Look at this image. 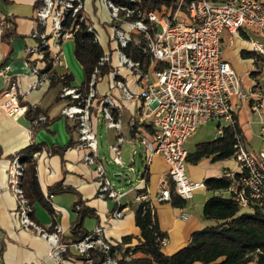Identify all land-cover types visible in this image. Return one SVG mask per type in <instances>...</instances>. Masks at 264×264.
I'll use <instances>...</instances> for the list:
<instances>
[{"label": "built area", "instance_id": "built-area-1", "mask_svg": "<svg viewBox=\"0 0 264 264\" xmlns=\"http://www.w3.org/2000/svg\"><path fill=\"white\" fill-rule=\"evenodd\" d=\"M100 1L108 12L113 29L119 67H125L141 83L138 123L150 128L148 135L138 138L139 145L145 150L144 167L136 173L134 159L130 166L125 165L121 153L124 142L120 134L121 109L110 95L101 96L97 91L100 67L111 63L109 54L100 58L87 85L72 86L62 82L60 96L68 103L61 114L74 123L79 135L76 147L87 150L84 161L95 166L100 198L119 201L126 195L125 191L115 189L107 175L104 161L99 157L95 125L101 121L108 129L119 133L117 142L110 146L112 163L137 174L136 202H150L147 191L148 167L154 157L161 156L168 165L169 181L176 195L186 203L193 199L197 190L205 186L202 182L193 181L188 175V139L201 125L212 120L220 121L217 137L222 136L226 125L236 123L238 105L235 100L252 99V94L244 89L237 71L223 58L222 53L225 46L234 45L235 35L243 33L249 37L252 51L264 56V3L259 0H226L221 3L217 0H193L185 5L184 0H178L174 8L147 11L139 7L142 0ZM69 16L79 22L88 19L84 0H37L32 35L38 44L28 51L51 67L47 74L66 67L62 42L73 39L79 28L76 24L65 30L64 23ZM11 25L10 17L0 12V30L4 31ZM87 30L98 41L92 23ZM225 34H228L226 40ZM132 42L144 54L151 55L161 68L144 70L140 62L128 56L125 50ZM9 70V65L0 66V79L5 83L0 111L14 118L19 112L25 115L29 107L21 104L22 90ZM32 74H40V69L35 65L32 66ZM108 75H111L112 87V71ZM114 85L122 89L128 99L133 97L123 82L115 80ZM252 109L262 114L264 103L256 102ZM46 120V117H39L34 124L37 127ZM135 128L136 124L132 130ZM260 138L262 145L257 152L249 151L239 138L234 144V156L240 166L241 177L228 189V193L242 208L258 207L264 214V124L260 127ZM38 154L35 153V158ZM23 176V165L15 155L8 169L7 189L18 201L21 225L49 243L51 258L61 261L72 248L83 264H120L118 245L106 237L104 227L97 226L84 239L68 243L62 241V230L58 225H54L52 231L38 225L32 218L33 209L24 194ZM171 199V188L165 184L160 186L158 200L168 202ZM122 216L123 210L120 208L113 213L115 219ZM189 217L187 211L181 212L182 219L187 220ZM168 243V237L161 238L162 247Z\"/></svg>", "mask_w": 264, "mask_h": 264}, {"label": "crops", "instance_id": "crops-1", "mask_svg": "<svg viewBox=\"0 0 264 264\" xmlns=\"http://www.w3.org/2000/svg\"><path fill=\"white\" fill-rule=\"evenodd\" d=\"M224 1L226 0H217L218 3ZM259 1L264 3V0ZM36 4L37 0L0 1V12L10 17L15 29V36L9 43L4 41L3 31L0 30V65L10 66L9 74L18 82L22 90L21 104L31 107V111L28 110L29 113L17 119L8 117L0 111V264H83L72 248L67 251L61 261L51 258L49 243L34 231L21 225L18 201L7 189L8 169L12 157L34 143L41 146L42 150L36 157L37 173L47 207L44 203H36L33 218L38 225L46 229L58 225L62 230V238L66 242L71 241L72 228L78 220V213L74 210V206L80 200L95 213L94 216L83 220V226L87 232H92L97 226H101L105 229L106 237L113 243L120 245L124 238L132 237L130 244L126 246H137L140 243V229L136 226L133 208L136 204L137 174L134 176L130 169H122L112 163L113 177L116 180L108 177L115 189L119 192L125 191L126 195L119 201L98 196L99 183L95 166L88 165L84 161L87 150L76 147L79 135L74 129V123L61 114L68 103L60 96L62 83L52 82L47 74L46 63L28 51L38 44L37 39L32 35L35 28ZM84 5L85 12L95 27L104 54L111 56L110 66L113 69L112 87L111 75H106L99 80L97 91L101 96L110 95L121 109L120 134L124 137L121 145L122 160L128 167L134 159V170L137 173L144 167L145 156V150L139 145L138 138L148 135L150 131L149 128L138 123L141 110L138 94L141 83L138 77L132 75L125 67H119L117 44L113 39V29L103 3L100 0H84ZM227 38L228 34H225L224 39ZM262 41L264 43V39ZM72 51L74 54V50H71L70 59L68 57L67 61L65 60L66 67L57 70L60 74L70 73L73 76L72 84L81 86L82 82H78L80 77ZM244 52L254 51L251 49L249 37L238 33L235 35L234 45L225 46L222 56L237 71L244 89L252 94L250 101L235 100L238 105L236 116L243 133V144L249 151L257 152L262 145L260 127L264 124V111L262 114H257L252 106L256 102L264 103V88L253 89L256 85L252 73L264 56L257 55L256 59L244 58ZM34 65L40 69L39 75L32 74ZM115 80L123 82L131 90L133 94L131 99L125 96L122 89L114 85ZM259 80L262 79L259 78ZM4 89L5 83L0 79V100L3 99L1 93ZM39 117H46L47 120L36 127L34 121ZM102 123L101 121L96 123V132ZM208 123L211 124L208 125ZM134 124L136 128L133 131ZM220 124V121L212 120L201 125L186 143L188 153H194L196 145L200 143L214 141ZM204 126L208 129L212 126L214 132L206 133ZM108 134L110 146L114 145L119 133L114 129H108ZM256 143L259 149L256 148ZM137 156L140 168L137 167ZM99 157L104 159L100 154ZM148 171L149 201L156 213L161 231L169 239V243L162 248V251L166 255H173L188 244L192 233L209 223L202 219L203 207L206 201L217 193L209 191L204 186L197 190L193 199L187 201L183 207H176L171 201L158 200L160 186L165 184L172 187L168 177V165L164 158L154 157ZM187 172L193 181L202 183L209 178L222 176L233 178L235 174L239 175L236 181L238 182L241 177V169L235 156L225 160H214L211 156L204 157L197 163L188 162ZM119 174L123 176H116ZM58 184H61L63 190L50 194V188ZM119 208L123 210V216L115 219L113 213ZM182 211L190 214L187 220L181 218ZM135 257H143V255L138 253Z\"/></svg>", "mask_w": 264, "mask_h": 264}, {"label": "trees", "instance_id": "trees-1", "mask_svg": "<svg viewBox=\"0 0 264 264\" xmlns=\"http://www.w3.org/2000/svg\"><path fill=\"white\" fill-rule=\"evenodd\" d=\"M184 1L185 5H188L193 0ZM176 2L178 0H142L139 7L147 11L162 10L163 7L174 8ZM10 21L11 27L3 31V39L7 43L15 36L14 24L11 19ZM90 23L89 18L79 22L70 16L64 23L65 30L76 24L79 25L73 40L75 42L74 55L84 70L83 86L89 83L92 72L104 55V50L95 39V35L87 30ZM125 52L133 60L140 62L144 70L161 68L153 61L151 55L144 54L142 49L133 42ZM257 55L255 52L243 53L244 58L256 59ZM261 61L264 64V57L261 58ZM50 69L51 67L47 66L46 70L50 71ZM112 70L110 65L100 67V79L110 74ZM49 76L52 82H63V84L74 86L72 84L73 76L70 73L60 74L56 69ZM29 111H31V107H29ZM238 138L244 140L236 116V123L226 125L222 136L217 137L214 141L196 145V151L188 154L187 160L190 163H197L202 158L211 156L214 160L233 158L235 155L234 144ZM41 150V146L34 143L17 153L24 168L22 187L33 213L34 205L38 202L44 203L47 207L46 198L39 183L37 162L34 156ZM238 178L239 175L235 174L233 178L222 176L205 180L206 188L217 193L209 198L203 207L202 219L209 223L204 228L192 233L188 244L173 255H166L162 251L160 240L167 236L159 227L151 203L136 202L133 208L136 226L140 229V243L134 247L126 246V244H130L132 237L124 238L122 244L118 245L120 264H264V214L258 207L242 208L233 195L228 193V189ZM62 190L61 184H58L51 187L49 191L50 194H54ZM171 193L172 204L176 207H183L185 201L176 195L173 186ZM74 210L78 213V220L73 225L72 238L68 243L78 242L91 233L85 230L83 220L95 215L93 210L86 207L80 200L75 203ZM49 230L52 231L53 227ZM62 241L66 242L64 238ZM138 253L143 257H135Z\"/></svg>", "mask_w": 264, "mask_h": 264}, {"label": "rangeland", "instance_id": "rangeland-1", "mask_svg": "<svg viewBox=\"0 0 264 264\" xmlns=\"http://www.w3.org/2000/svg\"><path fill=\"white\" fill-rule=\"evenodd\" d=\"M62 46H63L64 55H65V60L67 61L68 57L70 59L71 50H74L75 42L73 39H67V40H64L62 42ZM72 55L74 56L73 51H72ZM74 60H75L74 62L77 65V68H78L77 72L79 73V77H80V80H78V82L83 83L84 78H85L84 70H83L81 64L75 58V56H74ZM258 64L259 65L256 66V70L253 71L254 73H252V76L255 79L254 84L256 85L255 88H253V89L264 88V64L260 61ZM259 78L262 80L260 81ZM22 114H23V112H19L18 114L15 115V118L16 119L19 118ZM210 124L211 123H208V125H210ZM204 129H206V133L211 132V134H212V132H214V129H212V126L209 129L207 127L205 128V126H204ZM96 134H97V138L99 141V154L101 157L104 158L103 161H104V165L106 167V170L108 172L107 175L110 177L111 180H113V179L116 180V178L113 177L114 172H112V161H111L112 155H110V151H109V149H110V138H109L108 129H107V126L105 123L104 124L102 123L101 125H99L98 131L96 132ZM191 141H192V139H191ZM256 148L259 149L258 143H256ZM136 158H137V167L140 168L139 157L137 156ZM132 175L135 176V174L133 172H132ZM130 179H132V176L130 177Z\"/></svg>", "mask_w": 264, "mask_h": 264}, {"label": "water", "instance_id": "water-1", "mask_svg": "<svg viewBox=\"0 0 264 264\" xmlns=\"http://www.w3.org/2000/svg\"><path fill=\"white\" fill-rule=\"evenodd\" d=\"M116 176H118V177H122V176H123V174H119V175H116Z\"/></svg>", "mask_w": 264, "mask_h": 264}]
</instances>
